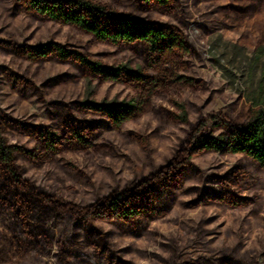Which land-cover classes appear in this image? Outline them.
Wrapping results in <instances>:
<instances>
[{
    "label": "rangeland",
    "instance_id": "374dc122",
    "mask_svg": "<svg viewBox=\"0 0 264 264\" xmlns=\"http://www.w3.org/2000/svg\"><path fill=\"white\" fill-rule=\"evenodd\" d=\"M93 1L177 28L193 55L157 83L159 76L138 47L109 45L31 15L15 0H0V127L11 145L34 154V162L20 160L21 177L56 203L31 209L30 239L21 234L15 213L0 209V264H264V173L239 155L195 157L182 184L167 197L169 212L139 233L90 219L99 204L185 159L200 123H207L200 135L228 140L226 126L213 121L239 127L254 112H264V5ZM231 7L249 12L235 13ZM47 44H60L108 67L140 68L153 85L143 90L128 81L94 76L73 63L55 58L31 62L19 53ZM87 102L135 105L138 112L114 126L77 107ZM72 120L91 144L72 140ZM43 131L60 138L59 149L45 151ZM89 228L104 233L94 240L97 245L87 236Z\"/></svg>",
    "mask_w": 264,
    "mask_h": 264
},
{
    "label": "trees",
    "instance_id": "16d2710c",
    "mask_svg": "<svg viewBox=\"0 0 264 264\" xmlns=\"http://www.w3.org/2000/svg\"><path fill=\"white\" fill-rule=\"evenodd\" d=\"M141 1L148 5L156 3L162 7H167L170 3L169 0ZM238 1H256L255 3L264 5V0ZM15 4L25 8L31 15L74 27L109 45L129 46L134 50H137L138 47L144 52L149 68L159 76V79L155 80L157 83L165 81L169 76V70L180 64L184 58L193 55L192 49L177 28L163 23L143 21L132 14L120 12L93 0H15ZM230 10L240 14L249 12V9L233 7ZM3 44L15 48L11 43L3 42ZM19 53L31 62H44L55 58L60 63H73L94 76L111 81H128L143 90L153 85L154 82V80L148 79L140 68L108 67L77 51L68 50L60 44L24 47L20 49ZM183 79L186 82H191L188 79ZM77 107L102 115L114 126L133 120L138 112L135 105H104L87 102L78 103ZM179 119L182 123H188L183 116ZM76 123L74 120L70 122V124H74L70 126L72 140L84 145L91 144L84 134V128L77 127ZM212 125L226 126L229 132L228 140L215 139L210 135H200L207 127V123H200L197 128L199 136L195 137L193 146L185 159L170 162L151 179L138 183L133 191L117 194L105 203L99 204L90 214V219L115 225L125 233L136 234L137 230V233L139 230H145L153 219L164 217L169 212L171 205L167 197L171 195V189L178 188L182 184L191 167V161L202 153L227 152L239 155L251 161L264 173L263 111L254 112L244 126H229L218 120L213 121ZM3 131V128L0 127V209L3 213L14 212L16 225L21 234L30 239L33 236V228L27 219L31 215V209L34 206L39 208L56 207V203L45 196L43 192L30 188L21 177L18 166L20 160L34 162V154L11 145ZM39 136L45 151H56L62 145L60 138L53 132L43 131ZM2 212L0 214H3ZM80 221L89 227L88 220ZM87 236L95 243L93 245H97L98 242L94 240L103 238L104 233L89 228ZM103 250L105 252L106 246Z\"/></svg>",
    "mask_w": 264,
    "mask_h": 264
}]
</instances>
